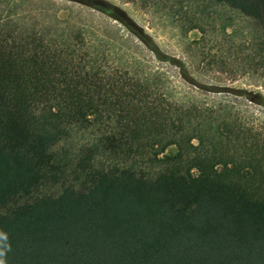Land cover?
I'll list each match as a JSON object with an SVG mask.
<instances>
[{
	"label": "trees",
	"instance_id": "obj_1",
	"mask_svg": "<svg viewBox=\"0 0 264 264\" xmlns=\"http://www.w3.org/2000/svg\"><path fill=\"white\" fill-rule=\"evenodd\" d=\"M80 1L190 85L259 103L198 82L121 8ZM131 1L198 31L205 64L264 77V0ZM237 22L240 53L206 47L209 29L233 37ZM98 55L78 29L0 12V264H264V120Z\"/></svg>",
	"mask_w": 264,
	"mask_h": 264
},
{
	"label": "rangeland",
	"instance_id": "obj_2",
	"mask_svg": "<svg viewBox=\"0 0 264 264\" xmlns=\"http://www.w3.org/2000/svg\"><path fill=\"white\" fill-rule=\"evenodd\" d=\"M121 8L137 24L148 32L157 46L168 55L184 62L189 73L201 83L219 84L259 94V103L246 100L243 96L232 93H209L187 83L178 73L177 67L167 61L158 60L143 43L128 31L120 22L80 0H0L1 15L14 18L27 17L30 22H37L57 32H67L74 28L80 30L91 41L92 49L97 50L99 57L107 67L123 65L127 62L139 71L149 68L160 70L168 77L169 85L180 96L204 100L226 99L241 106H247L254 114L264 120V77L260 72L241 69L233 73L236 63L207 65L194 48L193 40L200 35L198 31L182 32L174 27L172 16L167 19L162 15L161 8H146L131 0H102ZM161 6V4L159 3ZM233 37L223 34L219 27L209 29L207 40L211 50L221 49L226 53H240L232 40L241 37L243 23H236ZM207 38V39H208ZM232 38V39H231ZM102 53H104L102 55ZM104 56V57H103Z\"/></svg>",
	"mask_w": 264,
	"mask_h": 264
}]
</instances>
